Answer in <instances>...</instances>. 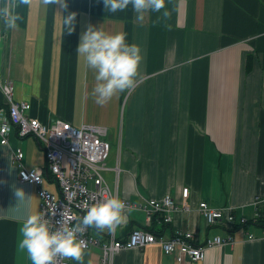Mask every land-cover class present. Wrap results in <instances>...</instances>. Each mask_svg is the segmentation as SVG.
<instances>
[{
    "label": "crops",
    "instance_id": "1",
    "mask_svg": "<svg viewBox=\"0 0 264 264\" xmlns=\"http://www.w3.org/2000/svg\"><path fill=\"white\" fill-rule=\"evenodd\" d=\"M68 3L64 9L44 0H0V6L15 4L20 17L15 28L0 20V71L14 83L15 99L30 103L27 115L44 125L56 120L100 125L108 136L119 137L114 154L111 142L104 171L118 197L133 204L167 195L176 201L179 210L171 223L161 215L149 223L142 210L125 209L117 239H127L135 229L166 240L190 232L199 245L215 236L234 239L207 249L197 262L178 263L152 244L120 251L113 264H264V228L210 226L198 210L204 201L250 219L253 198L264 194V0H166L164 9L148 12L143 22L131 5L111 13L103 0ZM71 11L78 13L76 31L68 33L61 13ZM90 25L126 32L143 54L135 84L104 105L91 96L94 72L76 51ZM0 108H6L1 89ZM1 139L0 264H32L17 246L26 209L16 190L31 196L33 212L41 210V199L36 186L20 181L12 150L23 151L27 169H43L44 189L57 197L61 190L37 138L20 137L12 127L8 144ZM91 233L108 239L107 229L91 228ZM248 233L255 238L248 239ZM101 256L99 248L86 249L83 264L89 259L100 264Z\"/></svg>",
    "mask_w": 264,
    "mask_h": 264
},
{
    "label": "built area",
    "instance_id": "2",
    "mask_svg": "<svg viewBox=\"0 0 264 264\" xmlns=\"http://www.w3.org/2000/svg\"><path fill=\"white\" fill-rule=\"evenodd\" d=\"M0 89L6 100V108H0L1 144H8L12 127L17 128L20 137L37 138L44 146L48 169L60 185V197L42 188L44 181L42 169L38 167L27 169L22 163L23 151L12 150V159L20 167V181L39 188L41 210L53 221L54 227L59 226L56 222L61 219L67 224H75L85 213L86 204H92L112 195L118 196L110 189L104 177V171L108 170L106 160L111 152V143L107 139V127L92 124L73 126L62 120H56L51 125H44L38 119L27 115L31 108L30 103L15 99L14 83L1 71ZM114 170L119 172V166L117 165ZM189 193L188 188L183 190L185 201H188ZM124 201L126 209L142 210L147 215L149 223H152L157 215H161L165 223H171L173 213L179 210L171 195L159 200H144L139 204ZM252 204L255 212L251 219L237 216L232 208H215L204 201L199 204L198 210L210 226L222 225L228 229H234L239 225H264V194L254 197ZM185 209L189 210L187 203H185ZM81 238L86 241V249L100 248L102 250L100 264H113L115 255L122 250L143 249L152 244H159L166 254L175 255L178 263L197 262L204 259L207 249L234 243L232 237L224 239L221 236H215L199 245L190 232L179 233L166 240L148 229H135L125 240L117 239L115 231H108V239L104 241L93 235L89 228L85 230ZM248 238L255 237L248 234ZM56 264H68V261L66 258L58 257Z\"/></svg>",
    "mask_w": 264,
    "mask_h": 264
},
{
    "label": "clouds",
    "instance_id": "3",
    "mask_svg": "<svg viewBox=\"0 0 264 264\" xmlns=\"http://www.w3.org/2000/svg\"><path fill=\"white\" fill-rule=\"evenodd\" d=\"M27 3L28 0H19ZM106 11L116 13L131 5L135 19L143 22L148 12L159 13L166 6V0H103ZM45 4H60L68 9V0H44ZM16 5L0 6V20L8 28H15L20 19L14 11ZM167 14L166 12L164 13ZM78 13H61L66 32L76 31ZM77 54L86 61L94 72V86L91 96L95 103L104 105L118 92H123L135 84L143 60L141 47L129 43L128 34L124 31L112 32L103 25H90L80 37ZM18 203L23 202L26 209L19 227L17 246L26 250L32 264H56L57 258H72L83 264L86 254V241L81 238L86 229L95 228L103 231H115L126 220L125 201L112 195L92 204H86V211L75 224H67L61 219L58 227L42 211H32L31 196L25 195L23 189L16 190ZM87 264H93L89 259Z\"/></svg>",
    "mask_w": 264,
    "mask_h": 264
},
{
    "label": "rangeland",
    "instance_id": "4",
    "mask_svg": "<svg viewBox=\"0 0 264 264\" xmlns=\"http://www.w3.org/2000/svg\"><path fill=\"white\" fill-rule=\"evenodd\" d=\"M114 138H115V134H113V132L110 133L109 136H108V140H109L110 143L112 142V145H113L112 154L116 153V145L114 144V140H115V142L119 143V137L116 138V139H114ZM117 154H118V152H117ZM120 155H121V152H120Z\"/></svg>",
    "mask_w": 264,
    "mask_h": 264
},
{
    "label": "bare ground",
    "instance_id": "5",
    "mask_svg": "<svg viewBox=\"0 0 264 264\" xmlns=\"http://www.w3.org/2000/svg\"><path fill=\"white\" fill-rule=\"evenodd\" d=\"M24 165V164H23ZM36 168V167H35ZM38 168H40V167H38ZM33 169V168H32ZM42 169V168H41ZM29 170H31V169H29ZM42 171H43V169H42ZM20 172V171H19ZM43 179H44V173H43ZM57 181V180H56ZM43 183H44V181H43ZM59 184V183H58ZM30 185H32V184H30ZM32 186H35V185H32ZM42 186H43V184H42ZM60 186V185H59ZM37 187V186H36ZM43 188V187H42ZM37 189H38V191H39V188L37 187ZM60 190H61V188H60ZM50 192V191H49ZM61 195V194H60ZM56 196V195H55ZM57 197V196H56ZM60 197V196H59ZM93 234V233H92ZM94 235V234H93ZM96 236V235H95ZM92 249V248H91ZM100 249V248H99ZM102 257V256H101ZM67 259V258H66ZM100 260H101V258H100ZM68 261V260H67ZM113 262H114V260H113ZM68 264H69V262H68Z\"/></svg>",
    "mask_w": 264,
    "mask_h": 264
},
{
    "label": "trees",
    "instance_id": "6",
    "mask_svg": "<svg viewBox=\"0 0 264 264\" xmlns=\"http://www.w3.org/2000/svg\"><path fill=\"white\" fill-rule=\"evenodd\" d=\"M251 224H247V225H242V226H237L235 227L234 229H238V228H244V227H247V226H250ZM262 227H264V225H262ZM154 232V231H153ZM160 235V234H159Z\"/></svg>",
    "mask_w": 264,
    "mask_h": 264
}]
</instances>
